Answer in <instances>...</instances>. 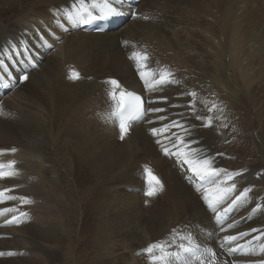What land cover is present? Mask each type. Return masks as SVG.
Masks as SVG:
<instances>
[{
    "label": "bare ground",
    "instance_id": "bare-ground-1",
    "mask_svg": "<svg viewBox=\"0 0 264 264\" xmlns=\"http://www.w3.org/2000/svg\"><path fill=\"white\" fill-rule=\"evenodd\" d=\"M15 1L19 5L14 8L20 10L12 7ZM124 1L128 3L129 13L119 28L89 33L79 29L81 23H73L64 15L72 11L75 0H33L28 13L21 12L22 0H0V5L19 13L12 21L0 23V59L4 62V67L0 68V86H6V76L15 80L14 86L7 87L0 94V150H4L0 154V164L15 161L17 173L6 185L0 180V189L12 188L8 195L17 197L6 200L0 208H17L28 214L24 222L7 225L5 220L17 213L0 216V252L21 251L24 261L42 255L59 257L65 250L70 257L72 241L64 218L67 209H62V200L55 196L65 194L64 180L60 178V182L52 174L59 175L62 171L69 177L74 171L72 161L83 163L90 159L95 161L91 168L95 181L87 188V193L93 196L90 204L103 222L110 216L113 236L132 243L138 255L152 243L169 242L168 250L182 243L185 246L194 243L201 249L212 248L217 253L219 264L225 261L232 264V260L247 264L249 259L256 257L229 254L227 247L222 246L223 236L249 232L248 237L237 241L244 244L251 238L252 228L264 229V175L257 176L258 173L264 174V153H261L258 163H253L247 161L248 153L239 150L238 146L235 148L230 142L232 147L228 148L229 134L246 133L250 124L244 129L239 124L237 128L221 125L226 124L225 106L234 90L243 89L247 99L254 98L253 88L261 77V70L259 72L258 67L248 60L250 53L254 52L246 27L251 22L252 31H255L264 24L261 13L264 12V0L259 1V12L256 8L258 0H253V3L249 0L252 4L248 0ZM85 2L91 8V0ZM134 2H137L136 12L151 19H133ZM92 11L98 14L95 9ZM125 40L129 41L127 46L123 43ZM10 44L17 45L20 50L15 53L9 50L5 55ZM88 48L98 52L97 64H115L118 67L119 82L125 91L134 89L141 92L146 102L153 101L146 106L164 109L161 113H148L142 121L133 122L124 140L119 138L116 119L109 118L115 102L108 96V84L99 94L93 111L80 105L83 88L87 90V85L91 87L96 83V80H87L91 72L81 54ZM133 51H147L150 69L158 72L160 68L167 67L180 83L164 86L156 92L146 91L135 61L129 59ZM72 69L80 73L79 80L69 78ZM25 73L29 79L21 82L19 77ZM206 73L209 76L205 79L216 92L215 96L200 92L206 91L203 88L206 86L203 83ZM222 80L239 85V88L234 86L229 91L220 85ZM187 92L197 93L195 111L201 116H211L213 127L203 128L201 122L194 119L188 108L193 98L181 95ZM158 97H167V100H158ZM213 102L223 108V113L208 111ZM159 116L164 119H157ZM217 116L219 120L215 119ZM171 120H177L190 129L191 136L187 138L194 141L190 146L213 158L214 166L229 172L235 168L247 169L235 178L236 192L217 210L223 212L244 188L251 187L252 191L246 200L239 202L227 214L223 225L217 222L215 211L203 199L204 193L196 187L197 181L187 166L175 155L163 151L165 146L174 151L172 144L163 136L151 134L152 127L160 128ZM171 131L184 135L179 129ZM256 131L251 127L252 138ZM157 140L161 143L158 144ZM11 148L17 151L12 153L9 151ZM215 152L224 155L213 156ZM45 153L51 155L52 164L46 160L48 157H43ZM237 158L243 163L233 166L228 161H236ZM145 166L151 168L164 187L154 196L158 197L157 201L152 199L150 205L143 207V202L148 201L144 194L148 187L143 172ZM20 197H26L31 203L22 204ZM257 204L262 207L253 212ZM42 208L49 209V217ZM228 224L234 227L229 229ZM221 226L226 231L221 232ZM97 228H101L100 224ZM179 230L181 233L175 236ZM182 233H185V239H180ZM160 236L159 241L157 238ZM46 238L57 245L53 248L44 241ZM66 238L68 243L62 250L61 244ZM13 243L21 247H14ZM172 251L179 252L181 256L180 260L173 259V264H183L184 260L191 259L180 249ZM39 264L53 263L47 260Z\"/></svg>",
    "mask_w": 264,
    "mask_h": 264
},
{
    "label": "snow or ice",
    "instance_id": "snow-or-ice-1",
    "mask_svg": "<svg viewBox=\"0 0 264 264\" xmlns=\"http://www.w3.org/2000/svg\"><path fill=\"white\" fill-rule=\"evenodd\" d=\"M122 0H91V8L85 2V0H75L72 5V11L65 12L66 18L73 23L86 24L95 20H104L112 16L123 14L120 7ZM92 9H95L98 14H94ZM133 19H144L149 20L151 17L147 15H141L137 12H131ZM124 45L127 46L129 41L125 40ZM23 45V42H21ZM19 52V48L15 44H10L9 49L5 51V55L8 51ZM27 51V49H24ZM130 60H134L136 63V70L138 72L140 80L143 81L144 88L146 91L156 92L162 89L164 86L177 85L180 83L175 78L174 73L167 67H162L159 71H154L149 68L147 61L149 60V53L147 51H133L129 57ZM4 67V62L0 59V68ZM69 78L73 81L79 80L81 78L80 73L75 69L70 70ZM21 82H25L29 79L27 73L19 77ZM109 85V98L114 101V107L109 118H115L117 121V126L119 128V138L124 140L128 135L131 125L133 122L138 120H143L148 113H161L164 109L160 107H149L147 104H151L153 101L146 102L141 96L135 95L133 92L125 91L120 82L115 79H110L106 81ZM181 95L190 96L193 98L189 102L188 108L191 110L192 115L196 121L201 122L200 126L203 128L213 127V118L211 116H201L195 111L194 98L196 97V92L181 93ZM158 100L166 101L167 97H158ZM213 110L223 113V108L213 102L208 108L209 112ZM157 119H164L163 116L157 117ZM215 119L219 120L220 117L217 116ZM151 123V121H148ZM227 124H222L221 127H227ZM172 129H179L184 133V135H179L176 131H171ZM152 136H163L164 139L168 140L172 144L174 151L165 146L163 151L166 154L175 155L181 163L187 166L188 172H190L199 182L200 189L204 193L203 199L208 204V207L215 211L216 220L218 223L223 225L224 218L236 206L239 202L247 199L249 193L252 191L251 187H246L239 192L238 195L232 199L231 203L227 208H224L223 212L217 210V206L222 204L228 198L232 196L237 190V184L235 183V178L241 176L247 169L241 171L229 172L219 167L214 166V159L203 155L196 148L190 146L191 141L187 137L191 136V131L184 124L177 120H171L170 123L164 124L160 128L152 127L150 129ZM170 133V135H169ZM158 144L161 143L160 140L156 141ZM4 150H0V154H3ZM9 151L15 153L16 148H11ZM217 155L222 156L224 153L220 152ZM145 180L147 182V191L144 193L146 197H154L158 192L163 190V184L160 179L152 172L151 168L145 166L143 169ZM17 175L15 171V161H9L7 165L0 164V180H6L13 178ZM264 175L258 173L257 176L260 177ZM13 191L12 188H2L0 189V204H3L6 200H15L17 197L13 195H8ZM22 204H29L26 197L19 198ZM261 205L257 204L253 208V212L261 209ZM8 213H17L11 216L10 219L5 220V224H20L28 218V214L23 211H19L17 208H0V216H4ZM229 229L233 228V224H228ZM221 232L226 231V229L221 226ZM249 232H240L237 235H225L223 236L222 246L227 247L229 254L239 253L244 257H256L255 259H249L247 264H264V229H251V238L244 244H240L237 241L240 238L248 237ZM190 239V238H189ZM229 245H234L230 246ZM179 249L183 253H188L191 259L184 260L183 264H219L217 261V253L212 248H203L199 246L190 244L185 246L183 243L180 244ZM169 245L166 243H152L146 248L142 249L141 252L147 254L149 264H173V259L180 260L181 256L179 252L169 251ZM13 256L16 255L14 252H0V256ZM210 257V259H206ZM227 264V262H223ZM232 264H237L235 260Z\"/></svg>",
    "mask_w": 264,
    "mask_h": 264
},
{
    "label": "rangeland",
    "instance_id": "rangeland-1",
    "mask_svg": "<svg viewBox=\"0 0 264 264\" xmlns=\"http://www.w3.org/2000/svg\"><path fill=\"white\" fill-rule=\"evenodd\" d=\"M32 1L33 0H22L23 11L21 12L27 11L26 13H28L30 6L29 4ZM250 1L248 0V3H251ZM259 1L260 0H258L257 4L258 7H256L258 12L261 6L259 4ZM17 5H19V3L17 4V1H15V4L12 7L14 8ZM14 9L20 10L21 8ZM261 13L262 16H264V12ZM2 15L3 17L1 19L3 20H0V23L5 24L12 21L15 17L19 15V13L15 10L10 11L8 8H5L3 7V5H0V17ZM249 23L248 24L250 26L247 24L248 26L246 27L249 30L246 35L247 38L250 39L252 42V50L254 53H250V58L248 60L252 61V63H254L255 66L258 67L259 72L261 70V77L253 88V93L255 90L253 99H247L245 97V93H243L244 91H242L243 89H241L240 91L236 89L233 91V93H231V95H229L228 99L231 100L227 102L225 109H227L226 124L228 125V128H231L232 126L237 128L236 126L237 124H239L244 129L245 127H249L251 125L248 132L246 133L244 131L236 132V134L234 132V135L230 133L229 139L232 145L235 146V148L236 146H238L239 150H243L248 153V162L258 163V160L262 155L261 153H264V24L260 23L263 26H258L255 29V32L252 31V23ZM81 54L83 56V59L85 60L86 67L91 72L89 77H92V80H96L97 85L96 83L91 87L87 85V90L83 88V98L80 105L89 111H93L95 109L96 102L99 101V94L103 93L106 88V81L110 79H115L119 81V76L117 73L119 71L118 67L116 68L115 64H113L112 66L103 64L102 66L99 63L97 64L98 52L93 48L83 50ZM208 76L209 75L207 73L203 75V83L206 84V86H203V88L206 91L200 92H206L207 96H215L216 92L213 91V87L211 86L209 81L205 79V77ZM219 83L223 88H228L229 91H232V88H234V86L239 88V85L233 84L230 81L222 80L219 81ZM228 90L226 91L229 92ZM233 115H238V117ZM248 116H250V118H247ZM251 127L253 130L256 129L258 131H256L257 134L255 133L254 138H252L253 134H251L250 132ZM230 144L228 148L232 147V145ZM43 157L45 159L48 157L46 160L51 163V155L45 153ZM237 159H235L236 161H234V159L228 161L231 162L233 166L243 163L242 161H240V159ZM45 162L47 161H44V163ZM94 162L95 161H92L90 159L83 161V163L82 161L80 162L77 160L72 161L74 171L73 174H70L69 177L64 176V174H62V171H59V175H57V173L52 174L55 176V178L59 179L60 182H62L61 179L64 180L63 187L65 194H55V196L62 200L64 204V208L62 209H67L66 217L64 216V218L66 222V227L70 230V239L72 241L69 247L71 251L70 257L67 250H65L59 257L51 258L50 256L42 255L39 258H33L24 261V255L21 254V251H18L15 252L16 255L13 256H0V264H39L47 260H52L53 264H149L147 255L144 253L138 255L134 250V247H132V243L126 241L125 239L120 240L113 236V232L111 231V225L109 224L110 216L103 222L101 216H99L98 218L94 207L90 204V202L93 203V196L87 193V191L89 190L87 188L89 187V185H93L95 181V176H93L91 172V168L95 164ZM176 170L179 172L178 168H176ZM9 181L10 179L2 180V184L6 185ZM110 182L111 180L106 182V187ZM89 197L92 201H90ZM147 198L148 201H145V203L143 202V207H145V205H150L152 203V199H154L155 201H157L158 199V197ZM42 209L45 210L46 215L49 217V209ZM40 210L41 209H39L38 212ZM184 214L187 216L186 212ZM98 224H100V229L97 228ZM185 227L187 228V225H185ZM13 228L22 230L21 227L17 226H13ZM147 232L149 233L150 231L148 230ZM179 233H181L180 230L175 233V236ZM184 236L185 233H182L180 239H185ZM160 238L161 236L158 237L157 240L160 241ZM44 241L50 243L53 248L57 245L48 238H46ZM67 243L68 239L66 238L61 244L62 250H64V248L67 246ZM166 244L170 246L169 242H167ZM12 245L16 248L21 247L17 243H13ZM178 246L179 245H175L173 249L178 250ZM173 249L171 248L169 251H172Z\"/></svg>",
    "mask_w": 264,
    "mask_h": 264
}]
</instances>
